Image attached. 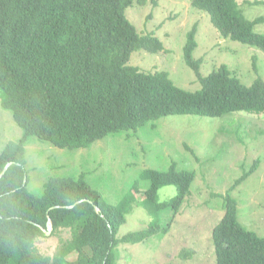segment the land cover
<instances>
[{"label":"trees","instance_id":"1","mask_svg":"<svg viewBox=\"0 0 264 264\" xmlns=\"http://www.w3.org/2000/svg\"><path fill=\"white\" fill-rule=\"evenodd\" d=\"M189 1L209 15L222 38L264 51V34L255 30L264 17L249 20L237 0ZM135 3L145 5L147 0H0V101L24 132L0 155V176L11 163L0 178V264H121V244L168 233L196 178L195 172L181 171L173 163L167 171L146 170L150 188L144 192L135 184L116 204L107 203L83 175L50 179L37 196L28 190L30 137L80 150L169 116H264L263 79L245 85L226 64L201 74L202 59L193 56L197 26L187 34L184 60L195 72L199 90L176 86L168 72L146 73L129 65L136 51H165L158 37L139 33L127 18L126 10ZM167 186H175L178 195L160 202L159 190ZM224 200L225 213L212 233L216 264H264V237L239 222L230 194ZM135 205L152 221L146 229L119 238ZM170 209L173 218L165 225L163 213ZM50 220L51 236L46 232ZM62 234L58 253L37 250L40 236ZM71 255L77 258L71 261Z\"/></svg>","mask_w":264,"mask_h":264},{"label":"rangeland","instance_id":"2","mask_svg":"<svg viewBox=\"0 0 264 264\" xmlns=\"http://www.w3.org/2000/svg\"><path fill=\"white\" fill-rule=\"evenodd\" d=\"M237 1L249 20L264 17V4ZM126 16L139 33H153L164 43L162 53L141 50L132 54L129 65L143 72L165 71L176 86L199 90L195 72L184 60L187 34L197 26L198 47L193 56L202 59L203 76L226 64L245 85L258 78L264 80V51L223 39L209 15L193 8L189 0L135 3L126 10ZM255 30L264 34V24L256 25ZM257 116L245 112L218 118L169 116L136 131L110 135L80 150L60 149L30 137L26 145L28 190L41 196L50 179H78L83 175L107 203L116 204L134 190L135 184L144 192L150 188V181L143 176L146 170L167 171L176 163L179 170L196 173L191 196L186 198L167 234L135 245L121 244L120 263L216 264L212 233L225 213L226 195L236 202L239 222L264 237V116ZM23 137V130L0 101V155ZM251 171L252 175L232 189ZM177 195L175 186L163 187L158 193L160 202ZM173 212L170 209L163 213L165 225L171 222ZM151 221L149 213L135 205L118 237L146 229ZM51 231L49 226L46 232ZM50 236L38 239L37 250L43 255L58 253L64 239L63 234ZM76 258L71 255L68 259Z\"/></svg>","mask_w":264,"mask_h":264},{"label":"water","instance_id":"3","mask_svg":"<svg viewBox=\"0 0 264 264\" xmlns=\"http://www.w3.org/2000/svg\"><path fill=\"white\" fill-rule=\"evenodd\" d=\"M10 165H11V163H9V164L5 167V170L3 171L2 175L0 176V178L6 173V171H7L8 168L10 167ZM26 183H27V178H25V185H26ZM96 210L99 211L98 207H96ZM49 226L52 227V222H51V220L49 221ZM50 234H51V232H50V233H47V235H50Z\"/></svg>","mask_w":264,"mask_h":264},{"label":"clouds","instance_id":"4","mask_svg":"<svg viewBox=\"0 0 264 264\" xmlns=\"http://www.w3.org/2000/svg\"><path fill=\"white\" fill-rule=\"evenodd\" d=\"M262 34V33H261ZM224 39V38H223ZM227 40V39H226Z\"/></svg>","mask_w":264,"mask_h":264}]
</instances>
